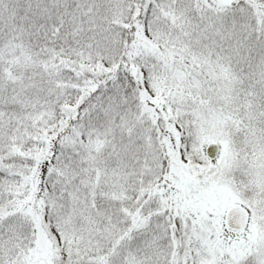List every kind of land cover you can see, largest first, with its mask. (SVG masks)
Wrapping results in <instances>:
<instances>
[{
  "label": "snow or ice",
  "instance_id": "1",
  "mask_svg": "<svg viewBox=\"0 0 264 264\" xmlns=\"http://www.w3.org/2000/svg\"><path fill=\"white\" fill-rule=\"evenodd\" d=\"M0 264H264V0H0Z\"/></svg>",
  "mask_w": 264,
  "mask_h": 264
}]
</instances>
